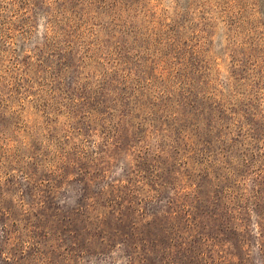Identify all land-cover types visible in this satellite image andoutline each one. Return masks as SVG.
I'll use <instances>...</instances> for the list:
<instances>
[{
  "label": "rangeland",
  "instance_id": "rangeland-1",
  "mask_svg": "<svg viewBox=\"0 0 264 264\" xmlns=\"http://www.w3.org/2000/svg\"><path fill=\"white\" fill-rule=\"evenodd\" d=\"M87 1L0 0V264H264V0Z\"/></svg>",
  "mask_w": 264,
  "mask_h": 264
},
{
  "label": "trees",
  "instance_id": "trees-1",
  "mask_svg": "<svg viewBox=\"0 0 264 264\" xmlns=\"http://www.w3.org/2000/svg\"><path fill=\"white\" fill-rule=\"evenodd\" d=\"M87 2L109 17L110 32L104 43L128 47L142 45L146 38L145 32L142 31L145 28L142 22L151 15L148 2L145 0H89ZM189 6L190 4L187 5ZM117 32L121 35H117Z\"/></svg>",
  "mask_w": 264,
  "mask_h": 264
}]
</instances>
